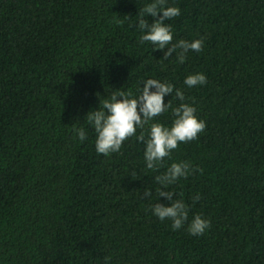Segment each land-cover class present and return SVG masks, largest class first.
<instances>
[{"label": "trees", "instance_id": "trees-1", "mask_svg": "<svg viewBox=\"0 0 264 264\" xmlns=\"http://www.w3.org/2000/svg\"><path fill=\"white\" fill-rule=\"evenodd\" d=\"M145 2L0 0V264H264V0H168L181 9L165 21L172 42L204 38L183 64L139 42ZM195 72L206 83L187 88ZM149 78L206 125L158 171L135 136L98 154L86 115ZM180 161L197 170L162 190L210 221L200 236L151 214L168 203L154 177Z\"/></svg>", "mask_w": 264, "mask_h": 264}, {"label": "clouds", "instance_id": "clouds-1", "mask_svg": "<svg viewBox=\"0 0 264 264\" xmlns=\"http://www.w3.org/2000/svg\"><path fill=\"white\" fill-rule=\"evenodd\" d=\"M181 9L168 4V0H146L137 19L140 29L139 42H150L152 49L164 51V59L174 57V63L183 64L190 51L197 53L203 50L204 38L192 40L177 39L173 43L172 26L165 21L178 17ZM155 18L149 23L145 16ZM117 23L122 21L117 20ZM206 83V76L201 72L189 73L183 79L187 88L201 86ZM179 101L173 106L165 102V97L173 94ZM171 109V122L165 124L156 118ZM197 109L192 103L185 102V96L180 88L168 81L149 78L143 81L139 94L132 96L123 91L113 92L100 101V107L87 112V122L95 133L94 147L98 154L109 156L121 150L124 141L135 136L143 143L144 167L150 171H158L164 166L165 158H170L172 151L178 145L197 139L206 125L203 119L196 115ZM139 130V134L137 133ZM76 139L83 143L88 139L84 128H74ZM195 166L189 162H171L165 170L154 177L157 196H164L168 203H154L151 214L160 221L169 220L173 231L181 229L187 222V232L192 236H200L210 227V221L199 214H194L189 221V206L184 199L173 198V191H163L176 184L182 178H187ZM145 196L150 198L152 191L145 190ZM200 199L196 193L193 202ZM104 264H109V258H104Z\"/></svg>", "mask_w": 264, "mask_h": 264}]
</instances>
